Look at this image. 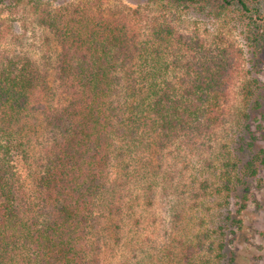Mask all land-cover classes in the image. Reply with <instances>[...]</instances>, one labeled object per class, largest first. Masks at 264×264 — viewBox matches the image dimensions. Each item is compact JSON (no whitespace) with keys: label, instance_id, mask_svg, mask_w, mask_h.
I'll return each mask as SVG.
<instances>
[{"label":"trees","instance_id":"16d2710c","mask_svg":"<svg viewBox=\"0 0 264 264\" xmlns=\"http://www.w3.org/2000/svg\"><path fill=\"white\" fill-rule=\"evenodd\" d=\"M145 1L158 11L140 37L126 17L100 5L45 9L43 0H0L9 7L32 2L59 42L55 63L43 68L21 55L0 59V264H100V237L108 229L102 222L125 208L110 177L121 142L138 153L175 143L200 157L212 149L241 50L179 30L178 13L240 24L256 59L264 51L261 0ZM257 83L254 77L242 86L244 108L221 145L218 182L203 183L213 186L228 212L204 234H218L213 264H236L226 239L242 223L235 214L245 201L235 214L232 206L249 199L244 189L252 178L262 180ZM215 243L211 238L208 247Z\"/></svg>","mask_w":264,"mask_h":264},{"label":"rangeland","instance_id":"374dc122","mask_svg":"<svg viewBox=\"0 0 264 264\" xmlns=\"http://www.w3.org/2000/svg\"><path fill=\"white\" fill-rule=\"evenodd\" d=\"M69 2L92 4L97 10L100 5L110 15L126 17L140 37H144L148 20L158 11L157 6L148 5L145 0H43L44 5L40 6L48 9V5L56 7ZM259 5L264 16V0ZM39 10L32 2L11 7L0 4V59L21 55L41 68L50 60L49 65L55 63L59 42L51 29L41 23ZM176 26L207 43L231 44L241 50L234 74L236 82L225 105L224 126L215 137L212 151L206 149L201 157L189 154L184 147L179 151L178 143L168 144L159 152H155L154 146L145 147L139 153L131 152L123 142L119 144L110 177L125 197V208L122 214H114L111 221L102 222L108 229L100 237V264H213L218 234L214 232L210 238L204 234L213 230L228 212L225 205H219L222 199L213 186L203 183L218 182V167L224 158L221 145L230 140L240 119L237 114L244 108L242 86L254 77L258 78L264 110V51L256 59L252 57V47L247 45L240 24L183 11L178 13ZM171 57L172 54L168 56ZM182 155L186 158L181 159ZM184 161L188 168L183 166ZM210 162L214 167L208 166ZM178 168L176 173L174 169ZM259 176L260 185L252 178L249 189H244L249 199L240 197L239 203L232 206L235 214L240 200L245 201V207L235 214L242 223L235 231L227 232L225 250L234 252L236 264H264V168ZM211 238L216 242L214 249L208 247ZM189 244L194 247L186 250Z\"/></svg>","mask_w":264,"mask_h":264}]
</instances>
